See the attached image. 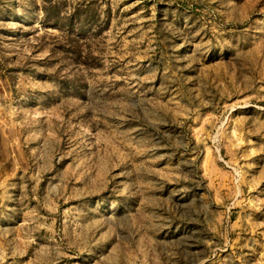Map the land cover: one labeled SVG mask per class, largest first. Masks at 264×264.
I'll use <instances>...</instances> for the list:
<instances>
[{
    "label": "rangeland",
    "instance_id": "obj_1",
    "mask_svg": "<svg viewBox=\"0 0 264 264\" xmlns=\"http://www.w3.org/2000/svg\"><path fill=\"white\" fill-rule=\"evenodd\" d=\"M0 264H264V0H0Z\"/></svg>",
    "mask_w": 264,
    "mask_h": 264
}]
</instances>
